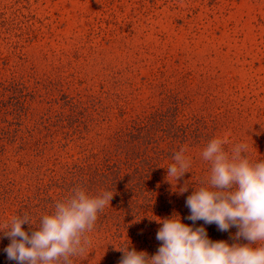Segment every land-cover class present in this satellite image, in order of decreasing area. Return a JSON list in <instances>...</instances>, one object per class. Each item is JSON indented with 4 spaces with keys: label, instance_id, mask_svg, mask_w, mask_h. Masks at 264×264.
<instances>
[{
    "label": "rangeland",
    "instance_id": "rangeland-1",
    "mask_svg": "<svg viewBox=\"0 0 264 264\" xmlns=\"http://www.w3.org/2000/svg\"><path fill=\"white\" fill-rule=\"evenodd\" d=\"M152 114L197 135L203 120L210 140L245 143L264 160V0H0V132L13 124L45 145L39 157L0 147V184L33 181L32 159L49 178L107 156L127 125ZM205 147L188 149L179 181L167 158L158 193L180 191L193 171L208 176ZM99 221L72 264H116L109 243L121 230Z\"/></svg>",
    "mask_w": 264,
    "mask_h": 264
},
{
    "label": "clouds",
    "instance_id": "clouds-1",
    "mask_svg": "<svg viewBox=\"0 0 264 264\" xmlns=\"http://www.w3.org/2000/svg\"><path fill=\"white\" fill-rule=\"evenodd\" d=\"M224 138L210 140L202 152L209 162L210 174L203 186L194 188L185 200L190 215L178 214L159 220L156 239L161 243L155 255L128 248L118 264H264V162H253L247 155L245 143L226 148ZM181 148L167 168V177L179 181L191 167V158ZM188 186L180 188V193ZM114 193L104 191L90 195L77 187L63 201L55 204L50 215L41 218L39 228L33 230L28 216H16L5 224L4 236L11 243L4 249L8 260L17 264H72L70 257L83 254L90 244L88 232L94 229L98 213L110 205ZM215 224L220 232L235 227V239L246 244L212 241L205 227ZM28 224L30 234L22 225Z\"/></svg>",
    "mask_w": 264,
    "mask_h": 264
},
{
    "label": "trees",
    "instance_id": "trees-1",
    "mask_svg": "<svg viewBox=\"0 0 264 264\" xmlns=\"http://www.w3.org/2000/svg\"><path fill=\"white\" fill-rule=\"evenodd\" d=\"M13 85L12 82L9 87H6L9 92ZM24 115H18L14 120L20 121ZM158 117L157 114H152L139 122L133 121L131 125L125 127L119 137L113 140L111 143L113 151L107 153V156L96 158L93 161L88 160L89 163L74 165L72 168H68L63 176H49L48 178L47 171L37 174L39 173L38 169L42 170V168L36 165V159H32L27 163V166H30V171L36 175L32 176L33 181L24 187L21 186L22 184L21 187H18L12 180H9L7 184L1 183L2 198L0 200H3L5 205H10L5 211L0 210V264H17V261L8 260L7 254L4 252V249L11 243L3 232L6 231L5 224L11 221L10 216L12 215L7 212L11 210L12 206L16 207L13 217L28 216L32 229L36 230L39 228L36 221H41L44 215L52 214L55 204L68 198L77 187L93 196L104 191L114 193L110 202L112 207L106 206L102 212L98 213L97 220L107 223V226H111L114 222L121 230V235L113 234L115 240H110L109 243L113 242L110 251L114 260L117 259L114 262L116 264L123 256L121 250L126 248L129 251L132 249L137 252L144 251L149 256L157 253L162 243L156 239L157 231L162 226L158 223L159 220L178 214L182 223L193 226L192 221L184 219L190 215L189 209L185 207V200L187 196L191 195L194 188L203 186V182L208 177L205 175L206 172H191L186 181L188 191L183 194L177 193L180 191L170 190L158 193V187L154 181H158V177L164 174L165 160L173 157L181 148H186L185 154H187L190 148L207 145L210 137L205 129L209 130V125L201 120L196 125L201 134L197 135L193 132L190 134L185 132L187 125L183 126L184 124L166 117L158 120ZM6 122L12 124V122ZM12 126L13 124L9 125V128L4 127L0 132L1 149L5 150L6 145H9L13 146L15 151L29 150L34 157L41 156L44 143L31 145L26 137L19 134L21 127L12 129ZM49 127L47 126L46 129L49 130ZM122 144L129 146L132 151L129 154L125 153L121 148ZM116 146H118L117 150H115ZM2 152L0 151V156ZM254 162H264V160ZM51 190L53 193H50ZM9 193L11 194L8 195ZM44 193L45 197L43 198ZM202 225L208 233V238L214 242L226 241L229 245L233 243L245 244L243 239H235V234L238 231L235 227L230 228L228 232H220L215 224L205 225L202 220L195 222L196 227ZM22 228L30 234L28 224L22 225ZM70 259L72 260V257ZM74 262L76 263V260Z\"/></svg>",
    "mask_w": 264,
    "mask_h": 264
}]
</instances>
